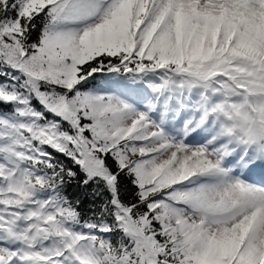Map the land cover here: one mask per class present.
Wrapping results in <instances>:
<instances>
[{
  "label": "snow or ice",
  "instance_id": "1",
  "mask_svg": "<svg viewBox=\"0 0 264 264\" xmlns=\"http://www.w3.org/2000/svg\"><path fill=\"white\" fill-rule=\"evenodd\" d=\"M0 264H264V0H0Z\"/></svg>",
  "mask_w": 264,
  "mask_h": 264
}]
</instances>
